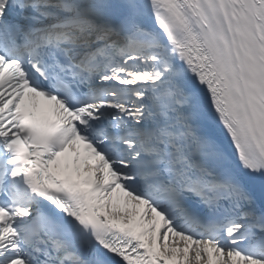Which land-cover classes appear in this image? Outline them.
Returning <instances> with one entry per match:
<instances>
[{
    "label": "snow or ice",
    "instance_id": "6c2138e0",
    "mask_svg": "<svg viewBox=\"0 0 264 264\" xmlns=\"http://www.w3.org/2000/svg\"><path fill=\"white\" fill-rule=\"evenodd\" d=\"M0 264H264V0H0Z\"/></svg>",
    "mask_w": 264,
    "mask_h": 264
}]
</instances>
